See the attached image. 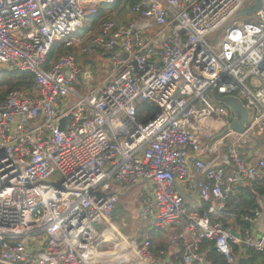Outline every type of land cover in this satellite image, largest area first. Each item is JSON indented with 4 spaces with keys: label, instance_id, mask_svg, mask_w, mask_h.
<instances>
[{
    "label": "built area",
    "instance_id": "1",
    "mask_svg": "<svg viewBox=\"0 0 264 264\" xmlns=\"http://www.w3.org/2000/svg\"><path fill=\"white\" fill-rule=\"evenodd\" d=\"M114 2L0 0V65L30 73L34 84L12 89L0 104V264L152 261L148 239L127 240L108 255L94 251L111 231L122 191L147 183L139 214L157 230H179L171 237L174 264H211L205 240L229 264L235 244L264 252L260 209L240 216L248 227L236 234L218 219L238 185L264 178V0L249 15L239 12L254 0H137L126 26L105 18L84 30ZM75 45L110 63L85 93L73 85L90 76L76 64ZM213 89L247 109L242 131L229 128L239 115ZM143 101L159 108L146 124L136 117ZM221 130L232 140L229 155L219 154ZM248 139L256 148L243 160L236 145ZM192 165L204 177L198 198L217 202L201 213L188 212L180 191Z\"/></svg>",
    "mask_w": 264,
    "mask_h": 264
},
{
    "label": "trees",
    "instance_id": "2",
    "mask_svg": "<svg viewBox=\"0 0 264 264\" xmlns=\"http://www.w3.org/2000/svg\"><path fill=\"white\" fill-rule=\"evenodd\" d=\"M121 0H115L113 4L102 5L98 12L87 20L84 30L88 31L92 28H96L102 19L108 17L109 13L116 9ZM137 0H125L123 6L127 10H130ZM53 52L50 53L51 58ZM33 76L28 72L22 71H10L6 69H0V103L5 99L6 94L12 89H31L33 87ZM158 111V106L151 102H139L136 104V117L139 122H146L150 120L154 114ZM264 204V178L256 179L238 185L235 192L230 193L224 202V206L218 209V219L225 227L229 226L228 218L233 217L236 225L239 229L244 230L248 225L240 219L242 214L252 213L256 209L262 210ZM211 205L209 200H202L198 213L207 209ZM160 233V230H158ZM150 243V249L154 252H158L160 248L164 247L162 239L157 235L151 234L148 238ZM234 248V263L233 264H257L264 263V252L255 250L253 248H245L240 245H233ZM201 250L205 253V260L211 264H229L226 259L220 255L214 248L213 243L210 241H203ZM173 260V257H171ZM197 264V263H193Z\"/></svg>",
    "mask_w": 264,
    "mask_h": 264
},
{
    "label": "rangeland",
    "instance_id": "3",
    "mask_svg": "<svg viewBox=\"0 0 264 264\" xmlns=\"http://www.w3.org/2000/svg\"><path fill=\"white\" fill-rule=\"evenodd\" d=\"M124 1L125 0H121L116 9H113L109 13L107 17L108 19L117 21V23L120 24H126L128 22V20L131 18V13L126 9V7L123 6ZM149 31H152V29L150 28ZM71 50L77 57V66L82 70L87 69L90 74V76L87 77V84L82 85L77 80L73 83V85L76 86L79 92L85 93L87 88H90L91 86H97L101 81L105 79L110 69L109 59L107 55L101 52H91L89 54L80 55L79 46L77 45L73 46ZM90 58L93 59V65L88 62ZM3 68L4 67L0 65V69ZM209 102L210 101H208L207 104H210ZM211 104L217 105L218 103L213 102ZM195 131L197 134H200L198 129H196ZM223 131L224 130H221L217 134L219 135V137H223V144L221 150L219 151V154L229 155L228 149L232 140L230 137H224V134H222ZM236 146L238 148V156L243 160H245V157L242 152L250 148H256V146L250 139L246 140L245 143L239 142ZM60 177V174L57 172L53 175L52 180L57 181L60 179ZM149 191H151L149 183H147V188H145L143 184H139L133 188L125 189L122 191V195L119 196L118 202L115 205L112 217L113 221H115L114 225L119 230L121 236L119 237L117 234L108 235V242L102 245L100 249L102 252H104L102 253L103 255L113 253L121 246L123 242L125 243L127 240H135L136 243H141L144 240L148 229H150V225L149 219L140 216L139 208L142 196H147ZM187 209L188 212H190V209L188 207ZM96 228L100 231L98 225H96ZM121 237H126V239L122 238V240ZM105 239L106 238L102 239V243L105 241ZM100 243L101 241H99V239L95 241L96 249L99 248Z\"/></svg>",
    "mask_w": 264,
    "mask_h": 264
},
{
    "label": "crops",
    "instance_id": "4",
    "mask_svg": "<svg viewBox=\"0 0 264 264\" xmlns=\"http://www.w3.org/2000/svg\"><path fill=\"white\" fill-rule=\"evenodd\" d=\"M130 15H131V18L128 20V22L126 24L125 23H123V24L118 23V24L120 26H126L134 18V15H132V14H130ZM88 62L92 65L94 63L93 59H91V58L88 60ZM244 157H245V155H244ZM245 159H247V157H245ZM252 160H254V159H252ZM202 179H204L203 175L199 171L194 169V166L192 165L189 177L180 185V191L182 192L184 201L187 204V206L189 207L191 212H193V211L198 212V210L201 206V200L198 198V195H197L196 182L198 180H202ZM209 201L211 202V205H214V206L217 205V202L215 200L209 199ZM261 205L263 207L261 212L264 215V204L261 202ZM232 218L233 217H230V219L228 218L229 219V221H228L229 226L228 227L232 232L235 233V231H237L239 229V227H238V225H236L235 221ZM114 223H115V221H113V218H112L111 223H110L111 231L109 233H104L101 235V237L99 238V241H101V243H100L98 249L95 248V244H94L95 253H98V254L104 253L100 249H101L102 245H104L105 243L108 242V239H109L108 235L117 234L119 237L121 236L119 230L115 227ZM98 227L100 228V230H102L104 228L103 226H98ZM260 227H261V225H260ZM178 232H179V230L176 228H174V229L167 228V229H161L160 233H158L157 229L150 226V229H148V231L146 233V237L144 238V240L148 239L151 236V234H153L154 236L158 234V238L162 239V241L164 242L163 243L164 247L160 248V250L158 252H154L152 250V252L154 254L153 260L148 261L147 263H142V264H172L174 261V254L172 253L173 252V245H172V240H171L172 238L171 237L172 236L175 237L178 234ZM104 238H106V239L102 243V239H104ZM122 238L126 239V237L125 238L121 237V239ZM143 241H142V243H143ZM124 247H125V245L120 246L119 251L121 249H123ZM160 251H163V252L165 251L164 256L159 255ZM112 257L113 256H111V258ZM171 257H173V260L171 259ZM101 258L104 259L106 257H101Z\"/></svg>",
    "mask_w": 264,
    "mask_h": 264
},
{
    "label": "water",
    "instance_id": "5",
    "mask_svg": "<svg viewBox=\"0 0 264 264\" xmlns=\"http://www.w3.org/2000/svg\"><path fill=\"white\" fill-rule=\"evenodd\" d=\"M262 0H254V3L250 7H244L240 10L239 14L240 15H249L252 14L253 12H256L260 9L261 7ZM124 57H126V54H123ZM134 66L136 65L135 62H133ZM212 95L214 99L217 101L223 103L224 105L230 107L236 115H239V117H235L229 128L235 131H242L244 127V123L248 119V111L247 109L243 106V104L235 97L232 95H224V96H219L217 93L216 89L212 90ZM66 116L61 117L60 122H59V129H63V125L65 122ZM143 124H146L144 122ZM234 233V232H233ZM235 234V233H234Z\"/></svg>",
    "mask_w": 264,
    "mask_h": 264
},
{
    "label": "bare ground",
    "instance_id": "6",
    "mask_svg": "<svg viewBox=\"0 0 264 264\" xmlns=\"http://www.w3.org/2000/svg\"><path fill=\"white\" fill-rule=\"evenodd\" d=\"M253 13H254V12H253ZM99 23H100V22H99ZM98 25H99V24H98ZM98 25H97V26H98ZM10 91H11V90H10ZM0 104H1V103H0ZM158 110H159V108H158ZM121 250H122V249H121ZM121 250H120V251H121ZM113 257H115V256H113ZM113 257H112V258H113ZM174 257H176V254H174ZM174 262H175V260L173 261L172 264H174Z\"/></svg>",
    "mask_w": 264,
    "mask_h": 264
}]
</instances>
